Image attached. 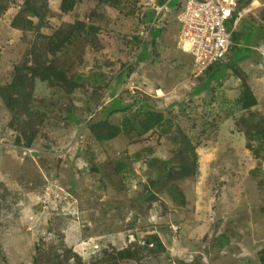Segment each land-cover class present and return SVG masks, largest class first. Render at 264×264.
I'll use <instances>...</instances> for the list:
<instances>
[{
	"label": "rangeland",
	"instance_id": "1",
	"mask_svg": "<svg viewBox=\"0 0 264 264\" xmlns=\"http://www.w3.org/2000/svg\"><path fill=\"white\" fill-rule=\"evenodd\" d=\"M46 1L34 32L12 26L16 18L38 22L24 0H5L0 14V89L34 90L31 127L39 130L26 146L30 117L7 110L0 94V264H262L264 88L258 81L260 106L244 111L233 82L240 64L260 63L240 60L257 55L264 0L248 1L241 23L249 27L233 51L238 66L230 53L232 64L217 65L211 78L212 69L197 77L193 57L177 48L176 8L155 22L153 8L170 0H74L71 11L63 0ZM172 45L192 73L166 54ZM251 73L257 80L264 67ZM212 78L228 86L174 108L172 86L205 91ZM101 119L120 134L97 141L87 125ZM219 123L229 126L224 138ZM194 151L197 175L179 179ZM151 237L163 245L143 249Z\"/></svg>",
	"mask_w": 264,
	"mask_h": 264
},
{
	"label": "built area",
	"instance_id": "2",
	"mask_svg": "<svg viewBox=\"0 0 264 264\" xmlns=\"http://www.w3.org/2000/svg\"><path fill=\"white\" fill-rule=\"evenodd\" d=\"M243 1L248 0H180L177 4V19L180 23L179 43L182 52L194 59V73L204 76L217 65H231V50L234 46L233 28L237 19L247 12L242 8ZM170 2L155 6V22L161 23L166 13L174 10ZM142 46L147 43L146 31L141 33ZM195 263V261H193Z\"/></svg>",
	"mask_w": 264,
	"mask_h": 264
},
{
	"label": "trees",
	"instance_id": "3",
	"mask_svg": "<svg viewBox=\"0 0 264 264\" xmlns=\"http://www.w3.org/2000/svg\"><path fill=\"white\" fill-rule=\"evenodd\" d=\"M180 1V0H179ZM249 1V0H248ZM162 3V2H161ZM246 3V6H248L247 1H243V5ZM178 0H171L170 6L173 10L177 7ZM242 5V8H243ZM76 7V2L74 0H63L62 2V10L63 11H71ZM23 9L31 18H36L38 22L32 20V19H19L16 18L12 26L24 31H31L34 32L38 29H40L47 18V15L49 13V7L46 0H24L23 2ZM8 10V6L5 5V0H0V14L6 12ZM262 21H264V15L262 16ZM141 38V37H140ZM237 40V39H234ZM212 69V68H211ZM210 69V70H211ZM14 80L16 78V75L13 74ZM240 79L242 81V93L239 98V103L244 110L251 109L252 107L256 106L258 104V100L255 97L252 88L250 84L248 83L247 77L244 75L243 72L240 73ZM24 88L23 84L17 85V84H11L8 87H3L0 89V94L2 97V100L4 102L5 108L11 112H16L18 114H28L30 117V121L26 122V134H27V144L26 146H32L35 142V138L39 134V130H32V125L34 126L36 123H34V111H33V100L34 90L29 91L28 93H21L19 91V88ZM149 115V114H148ZM37 118V117H36ZM38 120V119H37ZM151 122L150 126L149 123ZM153 123V118L151 116H147L146 122L144 126L146 127V132H149ZM87 127L90 129V132L92 133V136L99 142H104L111 140L112 138L116 137L118 134H120V129L113 128L107 121V119H101L99 121H89ZM19 145H22V143L17 140ZM183 145H187L191 149H193L190 140L187 136L182 134V140ZM198 165L196 160V152L192 154V160L191 161H185L182 162L180 167L177 170V173L179 174V179H185L189 177H195L197 175ZM170 178L172 177V171L168 173ZM134 243H137L135 240ZM157 243L162 244L156 237L147 238L145 240L144 245L142 246L143 249L150 248L151 245H155ZM163 245V244H162ZM129 253V259L134 260L137 258L138 253L134 251H128ZM118 258L124 259V255L119 256ZM116 260V259H115ZM117 261V260H116ZM260 261L262 264H264V253L261 255ZM55 261H50L48 264H53ZM62 264V263H60ZM117 264H126L124 262L117 263ZM179 264H185V263H179Z\"/></svg>",
	"mask_w": 264,
	"mask_h": 264
},
{
	"label": "crops",
	"instance_id": "4",
	"mask_svg": "<svg viewBox=\"0 0 264 264\" xmlns=\"http://www.w3.org/2000/svg\"><path fill=\"white\" fill-rule=\"evenodd\" d=\"M247 8V7H246ZM247 10H248V8H247ZM248 13V12H247ZM244 17H242V18H238L237 19V25H236V27L235 28H233V26H232V29H233V41H234V46H233V48H232V50H231V53H232V58H233V61L235 62V59H234V56H233V51L235 50V48H237L238 47V44H237V42H238V40H240V39H243V37H246L245 36V33L247 32V28L249 27L248 26V22L245 20L243 23H241L242 22V19H243ZM263 23H262V25L264 24V21H262ZM263 27V31H261V30H259V28H257V27H255V29H256V39L254 40V42H256V46H254V47H252V51H254V52H256L257 53V55H252V57H248V55L246 54L241 60H240V63L243 61L244 62V60H247V59H250V58H252L253 60H255V61H260V63L258 64V63H253V64H249V65H247V66H245L244 64H242V65H244V67L240 64V68H241V70L240 71H243V73H244V75L248 78V81H249V78H250V81H249V83H250V85H251V87H252V91H253V93H255L256 92V88H257V84H258V81L261 83V85L263 86V88H264V76L263 77H261V78H259V79H254V78H252V77H255L254 75H252L251 77H248V74H252L251 73V71H252V69H254V68H256V66L257 65H260V66H263L264 67V25L262 26ZM254 34V32H251V33H248L247 34V37H250L251 35H253ZM234 39H237V40H234ZM141 43H142V39H141ZM140 43V44H141ZM176 43H177V41H176ZM147 44L148 43H146V48H147ZM144 46V47H145ZM177 48H178V46H177ZM172 52H173V54H170L171 52L170 51H167V55H172V59H174V60H176L177 61V63L178 62H181L182 64H187L186 65V67H185V71H184V73L185 74H187V73H192V71H190V63H189V60L187 59V58H184L182 55H179L178 54V52H176V49H175V47L172 45ZM235 65L236 66H238L237 65V63L235 62ZM250 69H251V71H250ZM220 70V66H215V67H213L212 68V70L211 71H213L212 72V74H210L209 76H210V78L213 76V75H215V74H217V73H219L218 71ZM177 72H179V73H182L183 71L181 70V66H178V70H177ZM226 78V77H225ZM224 78V79H225ZM219 82H223L222 84H221V86L219 87V89L220 90H224V88L226 87V86H228V83H229V81H227V80H222V78L221 79H219V80H214L213 78L212 79H208L207 80V88H206V90L205 91H202L201 89L200 90H198V91H191L192 90V88H190V90H186V89H184V90H182V91H180L179 89H175L174 88V86H172L171 87V89H173V93H172V95H173V101H172V103L176 106V107H174V108H178V107H180L181 106V104L183 103V102H185V100H189V98L191 97V96H193V97H191V98H193V99H199V98H208L210 95H212L211 93H210V91L212 90V89H214V87L213 86H217V84L219 83ZM237 82V86L236 87H238V88H236L237 89V93L239 94V95H241V93H242V88L240 87L241 85V79H240V77H237L235 80H234V84ZM193 86V85H192ZM162 91H163V94H164V90H163V87H162ZM201 94V95H200ZM209 94V95H208ZM190 96V97H189ZM186 101V102H187ZM185 102V103H186ZM258 106H260V105H257L256 107H253V108H251V109H253V110H257V107ZM260 108V107H259ZM245 111V110H244ZM217 121V120H216ZM220 125H222V130H221V135H222V137L224 138V133H226V132H228V130H229V126L228 125H226V124H224V123H219ZM201 162L203 163V159L201 160ZM170 247V246H169ZM172 250H174L173 248H171ZM182 253V252H181ZM182 260V259H181ZM197 262H199V261H197Z\"/></svg>",
	"mask_w": 264,
	"mask_h": 264
},
{
	"label": "bare ground",
	"instance_id": "5",
	"mask_svg": "<svg viewBox=\"0 0 264 264\" xmlns=\"http://www.w3.org/2000/svg\"><path fill=\"white\" fill-rule=\"evenodd\" d=\"M255 5H256V6H259V0H255ZM141 39H143V38H141ZM158 92L161 93V94L163 93L162 90H159Z\"/></svg>",
	"mask_w": 264,
	"mask_h": 264
},
{
	"label": "clouds",
	"instance_id": "6",
	"mask_svg": "<svg viewBox=\"0 0 264 264\" xmlns=\"http://www.w3.org/2000/svg\"><path fill=\"white\" fill-rule=\"evenodd\" d=\"M182 262V261H181ZM195 264H198V262L196 261Z\"/></svg>",
	"mask_w": 264,
	"mask_h": 264
},
{
	"label": "water",
	"instance_id": "7",
	"mask_svg": "<svg viewBox=\"0 0 264 264\" xmlns=\"http://www.w3.org/2000/svg\"><path fill=\"white\" fill-rule=\"evenodd\" d=\"M178 49H179V47H178ZM180 50V49H179Z\"/></svg>",
	"mask_w": 264,
	"mask_h": 264
}]
</instances>
